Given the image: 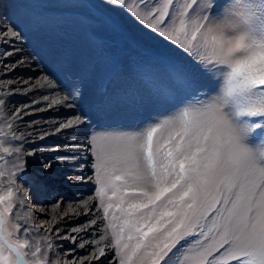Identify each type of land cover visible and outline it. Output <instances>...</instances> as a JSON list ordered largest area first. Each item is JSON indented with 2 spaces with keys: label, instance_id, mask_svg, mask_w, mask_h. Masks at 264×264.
<instances>
[{
  "label": "snow or ice",
  "instance_id": "snow-or-ice-1",
  "mask_svg": "<svg viewBox=\"0 0 264 264\" xmlns=\"http://www.w3.org/2000/svg\"><path fill=\"white\" fill-rule=\"evenodd\" d=\"M105 3L176 50L186 62L161 59L179 93L192 96L139 131L89 138L104 219L113 207L121 214L118 231L108 224L115 245L121 248L125 232L134 241L117 252L119 264H169L173 256L175 264H264V0ZM7 32L23 39L14 29ZM205 81L218 84L214 94L202 91L209 88ZM74 96L83 93L73 88L55 102L74 104ZM87 118L81 112L60 127H79ZM20 120L21 110L0 118V264H88V258L55 257L54 240L76 239L59 235L55 217L41 234L31 208L14 213L17 202L21 209L28 204L18 180L26 157L35 155L23 147ZM52 166L43 164L45 171ZM105 196L119 202L105 205ZM112 219H118L115 213ZM97 248L92 260L105 255Z\"/></svg>",
  "mask_w": 264,
  "mask_h": 264
},
{
  "label": "rangeland",
  "instance_id": "rangeland-1",
  "mask_svg": "<svg viewBox=\"0 0 264 264\" xmlns=\"http://www.w3.org/2000/svg\"><path fill=\"white\" fill-rule=\"evenodd\" d=\"M217 4H223V0H217ZM0 6L8 27L23 34L21 41L30 57L43 61L42 69L45 74L51 73L58 79L69 77L68 79H72L71 88H77L83 93L82 98L74 99L82 103L80 106L88 113L91 136L105 132L139 131L153 121L174 114L182 106L179 101L187 102L186 97L192 99L190 93H179L180 84L161 57L170 56L181 62L186 61L177 57L176 50L168 42L136 23L127 13L107 5L105 0H0ZM5 51L7 49H3ZM141 66L144 69L142 72ZM205 82L209 84V88L202 91L214 94L218 84ZM90 162L92 169L87 175L93 177V182L88 194L95 201L97 214L117 253L122 250L124 243L134 241H127L125 232L121 248L117 249L108 224H116L118 231L121 214L113 207L109 209L108 220L104 219L103 207L97 195L99 185L95 178L93 155ZM65 166L67 167V163ZM37 173L40 175L41 171ZM60 173L70 176L67 171ZM45 175L46 172L41 176ZM51 177L56 176L49 174L40 184L30 183L34 186L32 189L44 197L45 202H39L37 196L29 197L26 208L32 209L36 205L48 210L56 205L58 211L55 217L66 216L68 204L74 203L78 197L75 195H81V192L75 188H67L60 180L54 187L49 186ZM82 178L84 177L80 174V179ZM29 180L34 182L32 178ZM3 187H7L6 178ZM111 191L109 189L108 196ZM108 196L104 198L105 205L119 202L115 198L109 201ZM16 210H19L18 205L14 213ZM33 213L37 221L50 219L41 214L39 209L33 210ZM113 213L118 219H112ZM78 224L79 222H67L65 226L71 228ZM62 235L66 233L63 232ZM85 236L90 240L94 239V235L89 233ZM87 256L86 250L76 254L78 258ZM62 258L65 259V256L60 257V260ZM175 260L176 257L173 256L169 264H175ZM117 263L119 264V256Z\"/></svg>",
  "mask_w": 264,
  "mask_h": 264
},
{
  "label": "bare ground",
  "instance_id": "bare-ground-1",
  "mask_svg": "<svg viewBox=\"0 0 264 264\" xmlns=\"http://www.w3.org/2000/svg\"><path fill=\"white\" fill-rule=\"evenodd\" d=\"M7 29L10 28L0 6V100L4 101V104L0 105V118L10 116L16 110H21L22 120L17 121V124L27 136V142L24 143L23 147L25 151L35 152V155L26 157V169L18 183H22L21 185L27 189L28 198L37 196L41 203L45 202L44 197L35 192L32 189L34 186H31L30 183L40 184L49 174L56 176L51 177L52 181L49 186L54 187V184L60 180L66 184L67 188H75L81 192V195H75L78 197L74 203L68 204L66 216L63 215L59 218L55 217L56 211H58L56 205L48 210L33 205L32 211L39 209L41 214L50 218L49 220L40 219L38 221L35 219L34 222H37L36 225L42 234L44 227H47L45 222L51 221L55 217L53 226L59 227V235L76 238L74 241L54 240L55 245L63 244L64 246H57L54 249L55 256L59 259L65 256V259H62L73 262H83L85 258H88L90 264H118L117 253L108 240L102 219L97 214L95 201L88 194L89 186L93 182V177L87 175L92 169L90 164L92 152L88 148L89 138L92 134L90 124L86 121L85 125L79 127H60L61 124H66L84 112L80 106L82 103L74 99L76 96L73 97L76 105L73 104L72 100L67 104L55 102L58 99L62 100L65 95L73 90L71 88L72 79H68L69 77L58 79L59 77L57 78L51 73L45 74L42 69L43 61L31 58L21 40H15L11 36V32L5 34ZM3 49H7V51L3 52ZM8 53H12V55H7ZM20 74L23 75L20 76ZM69 104L72 106L70 107ZM65 145L68 146L67 150H65ZM53 149L58 150L52 151ZM61 158H66L65 162H62ZM47 161H52L53 166L45 171L42 164ZM66 163L67 167L65 166ZM38 171H41L40 175H38ZM64 171H67L70 176L67 177L64 176V173H60ZM45 172L47 175L41 176ZM80 174L84 178L80 179ZM29 178H32L34 182L30 181ZM18 209H21L19 205ZM27 210L28 208L25 206L21 212ZM92 221L95 223L93 224ZM67 222H79V224L69 228L65 226ZM74 229L78 231H73ZM63 232L66 235H62ZM88 233L94 235V239H88L85 236ZM81 244H84V247H80ZM97 244L99 248L104 249L105 255L98 260H92L91 257L94 252L98 255ZM63 248H68V250L64 251ZM85 250L88 251L87 257H76L77 253Z\"/></svg>",
  "mask_w": 264,
  "mask_h": 264
}]
</instances>
